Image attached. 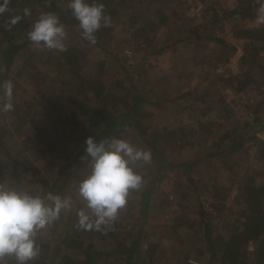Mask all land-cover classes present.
<instances>
[{"label": "rangeland", "instance_id": "obj_1", "mask_svg": "<svg viewBox=\"0 0 264 264\" xmlns=\"http://www.w3.org/2000/svg\"><path fill=\"white\" fill-rule=\"evenodd\" d=\"M240 1L169 0V9L171 11L173 9L174 11H179V15L178 17H174V19L169 17L168 21L163 23L159 15H156L154 12V7L157 6L152 5L153 3L150 0H132L129 2L132 3L130 10L138 12L134 15H138L139 18L136 17L127 23H118L109 33L108 40L106 41L108 44L105 47L109 51H113V53L116 49L119 52L124 49L120 57L125 59V64L131 70H134L135 66V69L139 67V70H135L133 75H130V70L129 74L125 76V72L121 67L116 69L111 65L112 62L108 63V65H105V67L108 66V72L104 70L106 78L103 79L104 81L102 80V83L106 86L111 84L112 88L110 89H112L114 95L123 99L124 93L118 87V81H122L128 88L131 87V82H133L141 90L146 89L149 99L158 101V103L162 102L159 106L146 105L152 108L151 111H154L152 115H146L148 118L146 123L150 125L151 130L149 133L152 135L151 139L154 143L158 141L160 134H165L167 130L173 129L174 126L182 123L186 125L188 123V120L185 121L186 118L183 120V115L186 113H178L177 110L172 108V104H170L171 107L167 108L166 105L168 106V104L165 103L167 100H171V97L174 98L176 95L181 94L183 89L187 87V85H184L185 79L181 78L183 76L181 72L184 69L186 71L189 70L191 76L193 75L192 85L197 83L201 85L204 82L203 80L209 76L230 78L233 82L229 84V82L223 81L219 77L214 81L215 83H212V88L203 97L208 101L215 98L214 104L226 107L221 111H214L212 115L217 120V123L224 122L225 125L228 124L232 128L215 125L214 128L217 129L214 130L221 132L229 128L232 138H237V135L240 134L239 138L243 140L244 145L240 147L239 152L233 154L226 153L225 158H221L220 156L214 157L207 164L205 162H198L192 167L178 168L172 166V163L192 162L206 152L202 143L204 140H207V134H197L194 137V146L192 147H189V144L184 142H177L176 146L173 145V149H170L168 146L171 145L168 144H171L175 140V135L172 137L165 134L163 135V139L166 145L163 144V147L167 150L165 155L168 157V161L164 163L167 164L166 169L162 173H158V169L150 167L149 163H140L137 167V171L143 176L144 183L139 190L134 191L135 195L131 194L129 196L130 200L127 202L126 207L119 212L117 219L114 221V226L119 232H122L124 227H129L131 229L130 233H132L135 229L142 227V223L145 222L144 228L148 232L146 235L148 240L159 244L154 256V264H174L181 261H188L190 263L191 259L199 261L209 260L201 258L205 255L202 249H195V242L201 241L200 238L203 234L202 227L198 230L196 228L197 221H199L198 205L202 203L209 207L210 203L215 204L218 199H224L226 201L225 208L232 204L236 208L241 209V206L237 203V195L244 182L252 184L264 181V151H262L264 145L259 144L258 139L256 140L253 137L257 136L264 141V127H262L264 125V87L262 88L264 86V68L261 69L262 66L264 67V50H261L258 54L255 51H251L252 54L247 58L245 56L243 58V55L240 57L241 51L245 53V50H247L245 48L248 41L236 36L237 31L240 33V31H244L243 29L246 28L263 27L264 11L261 10L260 4H254L251 0L253 5L251 13H256L254 18L250 17L252 18L250 19L248 17L241 20L226 16L221 19L226 11L235 9ZM138 2L141 4L138 5ZM9 8L10 10L13 9ZM19 8L20 10L17 11V14L24 17L25 8L29 10L36 8V13L40 15L49 12L54 14L49 3L38 2V0L36 2L35 0H24L23 5L19 6ZM214 11L220 16L216 22L213 21ZM184 23L191 24V26H196L197 24L203 25V28H199L204 35L220 37L235 46L236 50L232 51L228 46L224 48L217 41L207 38L199 42L184 40L181 43L172 44L167 49L165 48L161 54L153 53L160 46L173 43L174 39L185 38L187 35L185 36L184 34L186 33L181 30L178 32V27ZM142 27L144 29L140 33L141 35L138 33L136 36V29H141ZM239 27L242 29L240 30ZM65 29L68 34L66 45L76 47L77 52L90 61L88 64H82L81 71L88 72L90 68L95 73L100 71L98 62L111 56V54H107L99 46L91 44L83 38L79 27H74L73 29L71 26H65ZM98 39L96 36V41ZM149 43L151 45H148ZM33 48V53H35L34 50H38V52L39 49L43 50L37 46ZM213 49L216 51V56L214 58L206 57ZM197 55L203 58L206 57L204 62H201L200 60L203 58L199 59ZM228 56L229 61L225 63L217 61V58H226ZM17 68L18 65H15L14 76L16 75V70H18ZM23 72V76L26 78L31 77L28 74V70L24 69ZM67 73L64 69L52 68L51 72L46 76L47 79L42 81L43 87L38 86L42 90L38 93V99L36 100L31 98L26 82H24V85H21V88L19 86L21 91V93L19 92V96L22 97V100L19 99V103L24 102L25 104L20 109V104H18L14 114L18 113L21 119L10 120L12 116L10 117L9 113L11 112L2 110V105L6 101L3 100V95L0 96V123H4L3 126H0V185L7 187L9 186L8 183L15 185L14 181L17 178L27 179L26 181L22 180V184H20L18 189L28 190L33 194L40 195L46 182H43L42 178L50 183L56 181L57 185H59L56 192L57 195L71 197L73 200V208L65 213L72 216L75 229L82 231L83 229L78 225V211L84 208V203L79 200L76 189L78 190L77 186L81 182V177H85L90 171L89 160L81 158L75 161L79 148L74 142L63 145L60 151H57L58 147L50 150L48 148L45 149L43 145H34L33 143L35 140V126L33 123L35 125L40 123L44 127L47 136H51L52 134L55 123L52 116L54 110L51 111L49 109L52 105H54V108L57 106L54 99L57 97L53 95L58 97L61 95V98H63L62 109L64 108V110L71 106L69 103L71 100H82V108L89 104L88 97L92 92L88 91L89 89L83 90L82 87H76L80 88L76 90L78 91V94H76L73 92L74 90L67 89L70 85L66 82L68 78ZM246 73L249 76L257 75L260 83L257 82L255 84L254 82L245 91H240L236 88V76L240 75L241 78H244L247 76ZM164 78H167V80L164 81ZM19 79H21L20 76ZM33 79L35 78L32 77ZM46 84H51L52 88L54 87V90L48 93L51 96L50 99H53V104L49 107H46L41 102V99H45L44 94H47L46 90H51L50 87L48 89L44 87ZM131 91L132 89L125 90V92ZM27 101H30L31 104L27 103ZM229 110L231 113L228 112ZM256 119L261 120V123H257ZM123 135L126 137L125 140L143 149L141 143L135 142V133L127 131ZM59 136L61 137L60 132ZM232 138L224 141L223 145L228 147ZM26 139L31 140L26 141ZM166 140L169 141L166 142ZM174 143L176 144V142ZM221 145L222 143L219 146ZM153 158H151V161ZM61 171L63 172L61 173ZM29 178L32 179V184H36V189H32V185L28 182ZM153 179L155 180L154 186L156 187L154 195L157 198H166V202L162 203V206L158 208V205L154 204L156 200L152 202L147 214L148 220L146 218L147 221H142L139 219L137 213L142 208L144 198L142 194L145 191L144 185ZM240 200L242 201V199ZM180 208L184 210L185 223L180 225L177 231L173 230L162 237V229H166L167 225L175 222L173 216H178V213L181 211ZM240 211L239 209L231 211L233 217L236 218ZM232 215H229L230 218ZM226 216L225 212H223L222 218H218L217 230H225L224 225L226 221L223 218ZM193 222L194 224H192ZM57 226V230H60L59 224ZM51 227L52 225H48L44 231L47 232L48 239L52 244L57 238V234L51 233ZM184 237L185 240H183ZM186 237H188V240H186ZM120 239H117L116 233L109 234L105 239L96 238V248L107 249L109 246L117 245ZM74 245V242H70L69 244L63 243L64 254L65 252H67L66 254L77 253L73 249ZM248 248L252 258L257 260L259 247L253 243ZM102 261L103 264H116L117 262L113 257L108 258L107 256L101 257L98 263ZM7 264H16V261L8 262L7 260Z\"/></svg>", "mask_w": 264, "mask_h": 264}, {"label": "trees", "instance_id": "obj_2", "mask_svg": "<svg viewBox=\"0 0 264 264\" xmlns=\"http://www.w3.org/2000/svg\"><path fill=\"white\" fill-rule=\"evenodd\" d=\"M36 1L37 0H35V2ZM131 1L132 0H98V2L104 4V11L106 15L110 16L111 25L106 27L102 26L95 33L99 39L94 45L99 46L102 51L107 54L110 53L111 56L98 62L100 71L95 73L94 70L91 71V68L88 72L81 71L83 67L82 64H88L90 61L89 59L87 60L82 57L81 54L77 52L76 47L75 49L74 47L66 45V51L64 52L39 49V52L38 50H34L35 53H33L32 48L36 46L29 41L27 33L40 14L36 13L35 8L34 10H30L31 14L28 16L24 17L20 15L21 19L17 24L10 25V18L18 15L17 11L20 10L19 6L24 3V0H10L9 7L13 9L0 15V82L11 81L13 84L15 82L12 100L14 111L9 113L10 117L12 116L10 120L16 118L21 119V116H19L18 113L14 114L15 108L20 104V109L25 104L24 102L19 103V99L22 100V97L19 96V92L21 93L19 86L21 88V85H24V82H26L28 84L31 98L36 100L38 99V93L42 90H40L38 86L40 85L43 87L42 81L47 79L46 76L51 72V69H64L68 72L66 82L70 84L67 89L74 90L73 92L76 94H78V91L76 90L80 89L76 87H82L83 90L89 89L88 91L92 92L88 97L89 104L82 108V100H71L69 102L71 106L64 110V108L62 109L63 98H61V95L58 97L52 94L54 97H57L54 98L56 100L55 104L57 103V106L54 108V105L51 106V104H53V99H50L51 96L48 94L50 91L54 90V87L52 88L51 84L44 85L46 89L50 87L51 90H46L48 95L44 94L45 99H41V102L46 107L51 106L49 110H54L52 116L55 123L51 136H47L44 127L40 123L37 125L33 123L35 126L34 145H43L45 149L48 148L50 150H53L52 148L54 147H58L57 151H60L63 145L74 142L79 148L75 161L81 158L83 160H89L85 156V141L88 137H93L98 141L105 139L110 140L113 138L125 140L126 137L123 134L127 131H131L135 133V142L141 143L143 149L151 152V158H154L149 163V166L157 168L158 173H162L167 167V164H164L168 161V157L165 155L167 150L163 147L166 145L163 139V135L165 134L167 136L171 135L172 137L175 135V140H173L171 144H168L171 145L168 146L170 149H173V147L177 145V142H184L189 144V147H192L194 146V137H196L197 134H207V140H204L202 143L206 152L192 162H182L178 164L172 163V166L178 168L192 167L198 162H205L207 164L209 163V160L214 159V157L220 156L221 158H225L226 153L233 154L239 152L240 147L244 145L243 140L239 138L241 136L240 134L237 135V138H232L229 128H226V130L221 132L214 130L217 129L214 128L215 125L232 128L228 124L225 125L224 122L217 123V120L212 115L214 111H221L225 106L214 104L216 100L215 98L208 101L203 97L212 88V83H215L214 81H216L217 78L220 77L219 79L231 84L232 81L230 78H223L221 76H216L215 78L209 76L203 80L204 82L201 83V85L198 83L192 85L191 82L193 75L191 76L190 71L184 69V71L181 72L183 74L181 78L185 79L184 85H187V87L183 89V92L181 91V94L176 95L174 98L171 97V100H167L165 103L168 104V106L165 105L167 108L172 106V108L177 110L178 113H186L183 115V120L186 118L185 121L188 120V123L186 125L182 123L174 126L173 129L167 130L165 134H160L156 143L151 139L152 135L149 133L151 130L150 125L146 123L148 119L146 115H152L154 111H151L152 108L147 106H159L162 102L158 103V101H152L149 99V97H147L148 93L146 92V89L141 90V88H138L133 82H131V87L128 88V86L123 84L122 81H118L117 85L124 93L123 99L114 95L112 89H110L112 88L111 84L107 85L109 86L107 87L102 83V80L106 78V72H104V70H108V66L105 67L108 63L110 64L112 62L111 65L116 69L121 67L125 72V76L129 74L131 70L125 64V59L120 57L124 52V49H122L121 52L116 49L113 53V51H109V49L105 47V45L108 44L106 41L108 40L109 33L118 25V23H127L136 17L139 18L138 15H134L138 12L130 10L132 8V3L129 2ZM168 1L169 0H150V2L153 3L152 5L157 6L154 7V12L156 15H159L163 23H166L169 17L174 19V17H178L179 15V11H174V9L171 11L169 9ZM38 2L49 3L54 14L59 17L60 23L64 26H71L73 29L74 27H79V22L73 16L72 10L68 5L69 0H38ZM89 2H92V0H89ZM140 4L141 3L138 2V5ZM252 6L251 0H241L235 9L226 11L221 19L226 16L239 18L241 20L248 17L254 18L256 13H251L253 10ZM214 12L213 21L216 22L217 18L220 16L216 11ZM199 27L203 28V25L197 24L196 26H191V24L184 23L178 27V32L181 30L186 33L184 34L185 36L187 35L186 37L184 36L185 38L174 39L173 43L160 46L152 52L155 54H161L164 52L165 48L167 49L172 44H178L184 40L190 42L195 40L199 42L200 40L207 38L217 41L224 48H227L228 46L230 50H236L235 46L220 37L204 35ZM143 29V27L141 29L137 28L135 31L137 33L136 36L138 33L140 34ZM241 29L242 28H240V30ZM243 30L244 31H240V33L237 31L236 34L238 38L248 41L247 47L245 48L247 50H245L243 58L250 56L252 54L251 51H255L258 54L261 50H264V26L261 28H246ZM148 45H151V43ZM139 47L141 46L139 45ZM215 52V49H213V51L206 57L214 58L216 56ZM197 56L199 59L203 58L199 55ZM31 57L33 58L31 59ZM206 57L200 61L204 62ZM217 61L225 63L229 61V56L226 58H217ZM181 63L183 64V62ZM15 65H18V70H16V75L14 76ZM135 68L134 70H131L130 75H133L135 70H139V67L137 69ZM262 68L264 67L262 66L261 69ZM24 69L28 70L31 79L23 76ZM181 73H179V75H181ZM246 75L247 76L244 78H241L240 75L236 76V88L240 91H245L248 87L252 86V83L254 82L255 84H257V82L260 83L257 75L249 76L247 73ZM19 76L21 79H19ZM32 77L35 79L32 80ZM166 80L167 78H164V81ZM263 87L264 86H262V88ZM126 89H132V91L125 92ZM1 95H3L2 92H0V96ZM27 103L31 104L30 101H27ZM170 104L172 105L170 106ZM228 112L231 113L230 110ZM256 122L261 123V120L256 119ZM3 125L4 123H0V126ZM262 127H264V125ZM59 132L61 133V137L59 136ZM253 137L256 138V140L258 139L259 144L264 145L263 139L257 136ZM229 138H232V141H230L228 147H225L226 145H223V142L227 141ZM27 140L31 139H26V141ZM167 141L169 140H166V142ZM174 142H176V144ZM221 143L222 145L219 146ZM262 151H264V148ZM158 158L159 163L157 164ZM62 172L63 171H61V173ZM84 178L85 177L82 176L81 180ZM22 180L26 181L27 179L17 178V180L14 181L15 185L11 183H8V185L18 189L20 184H22ZM42 181H46L47 183L45 182V187L41 190V196H46L49 193L57 195L56 192L59 185H57L56 181L50 183L44 178H42ZM28 182L32 185V189H36V184H32L31 178L28 179ZM154 183L155 180L153 179L144 185L145 191L144 194H142L144 196L143 204L141 211L137 213L139 219L142 221L146 220V218L148 220L147 214L152 202L156 200L154 204L158 205L157 208L161 207V204L166 202V198H157L156 195H154L156 188ZM134 193L135 192H132L130 195ZM237 197V203L239 204L242 202L245 204V207L243 206L240 209L238 207L236 208L235 205L230 204L225 208L226 201L224 199H218L215 204L210 203L209 207L199 203V221H197L198 224L196 228L198 230L202 227L201 230L203 231V234L200 238L201 241H196L195 246L198 249H206L211 256H209V258L213 259L215 264H264V181L260 183L254 182L252 184L244 182L243 186L240 187ZM240 199H242V201ZM129 200L130 199L128 198V202ZM238 209L241 211L238 213V216L234 218L231 211ZM183 211L184 210L181 209L177 217L173 216L175 219L173 224L167 225L166 229H162V237L173 230L177 231L180 225L185 223L186 218L184 217ZM223 212L227 215L223 218V220L226 221L224 225L225 230H217L216 228L219 222L218 218L221 217ZM229 215H232V217L230 218ZM58 224L60 230H57ZM192 224H194V222ZM50 225H52L51 233L57 234V238L51 244L47 232L41 230L36 237L37 243L41 248L40 255L33 261L29 262V264H103V261L100 263H98V261L101 257L104 258L106 256L108 258L113 257L114 260L118 262H116V264H154L155 262L154 256L159 244L148 240L146 236L148 232L144 228L145 222L142 223V227L135 229L132 233H130L131 229L129 227H124L122 232L117 231L114 222L110 227H102L100 230L83 229L82 231H77L72 222V216L62 213L59 219ZM113 233H116L117 239L121 238L117 245L112 247L109 246L107 249L96 248V238L105 239L109 234ZM183 240H185V237ZM186 240H188V237H186ZM249 241L259 247L257 260L253 259L252 255H250L251 252L248 248ZM70 242L75 243L73 249L77 253L66 254L67 252H65L64 254V246H62V244H69ZM201 258L207 259L208 257L205 256ZM7 260L8 262H13L15 259L14 257H8ZM174 264L191 263L188 261H181Z\"/></svg>", "mask_w": 264, "mask_h": 264}, {"label": "clouds", "instance_id": "obj_3", "mask_svg": "<svg viewBox=\"0 0 264 264\" xmlns=\"http://www.w3.org/2000/svg\"><path fill=\"white\" fill-rule=\"evenodd\" d=\"M260 3L264 11V0ZM9 4L10 0H0V15L10 11ZM69 7L83 38L95 44V33L111 23L104 4L98 0H69ZM30 14L25 8L24 15ZM20 19L19 15L12 16L9 24L15 25ZM67 35L59 17L50 12L42 13L27 33L29 41L37 47L58 52L66 51ZM13 89L11 81L0 82L5 112L14 110ZM85 145L90 171L77 190L79 200L84 203V208L78 211V225L84 230H100L111 226L126 207L130 193L142 187L144 179L137 167L151 162V152L119 138L98 141L88 137ZM73 206L71 197L51 193L41 196L0 185V264H7L8 257H14L16 264H29L37 258L41 251L37 234Z\"/></svg>", "mask_w": 264, "mask_h": 264}, {"label": "built area", "instance_id": "obj_4", "mask_svg": "<svg viewBox=\"0 0 264 264\" xmlns=\"http://www.w3.org/2000/svg\"><path fill=\"white\" fill-rule=\"evenodd\" d=\"M252 1L254 4L261 5L260 0H252ZM190 263L191 264H215L214 262L209 261V260L199 261V260H193V259L190 260Z\"/></svg>", "mask_w": 264, "mask_h": 264}, {"label": "crops", "instance_id": "obj_5", "mask_svg": "<svg viewBox=\"0 0 264 264\" xmlns=\"http://www.w3.org/2000/svg\"><path fill=\"white\" fill-rule=\"evenodd\" d=\"M244 50H245V49H244ZM243 54H244V52H242V51H241V53H240V55H239V56L241 57ZM239 205H240L241 207H243V206L245 207V204H244V203H242V202H241V203H239ZM250 244H253V243H252L251 241H249V242H248V246H249ZM195 249H197V247H196V246H195ZM199 250H201V249H199ZM202 250H203V253L205 254V255H204V257L206 256V257H208L207 259H209V260L213 261V259H210V258H209V256H210L209 252H207V250H206V249H202ZM210 257H211V256H210ZM213 262H214V261H213ZM214 263H215V262H214ZM220 264H221V263H220Z\"/></svg>", "mask_w": 264, "mask_h": 264}]
</instances>
